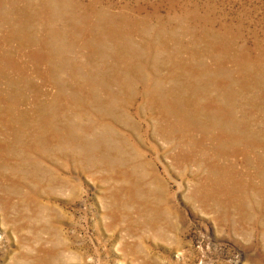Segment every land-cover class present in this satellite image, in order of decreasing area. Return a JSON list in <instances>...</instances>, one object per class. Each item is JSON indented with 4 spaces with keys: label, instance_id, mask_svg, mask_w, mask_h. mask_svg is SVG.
I'll list each match as a JSON object with an SVG mask.
<instances>
[{
    "label": "rangeland",
    "instance_id": "1",
    "mask_svg": "<svg viewBox=\"0 0 264 264\" xmlns=\"http://www.w3.org/2000/svg\"><path fill=\"white\" fill-rule=\"evenodd\" d=\"M0 264H264V0H0Z\"/></svg>",
    "mask_w": 264,
    "mask_h": 264
},
{
    "label": "bare ground",
    "instance_id": "2",
    "mask_svg": "<svg viewBox=\"0 0 264 264\" xmlns=\"http://www.w3.org/2000/svg\"><path fill=\"white\" fill-rule=\"evenodd\" d=\"M114 43V42H113Z\"/></svg>",
    "mask_w": 264,
    "mask_h": 264
}]
</instances>
